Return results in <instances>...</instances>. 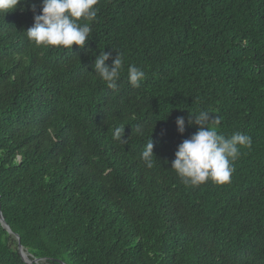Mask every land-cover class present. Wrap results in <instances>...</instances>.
Returning a JSON list of instances; mask_svg holds the SVG:
<instances>
[{
	"label": "trees",
	"instance_id": "trees-1",
	"mask_svg": "<svg viewBox=\"0 0 264 264\" xmlns=\"http://www.w3.org/2000/svg\"><path fill=\"white\" fill-rule=\"evenodd\" d=\"M32 4L0 13V210L42 260L0 223V264H264V0H98L72 50L30 43ZM103 51L121 54L114 89L94 72ZM200 111L250 137L226 184L171 169Z\"/></svg>",
	"mask_w": 264,
	"mask_h": 264
},
{
	"label": "clouds",
	"instance_id": "clouds-1",
	"mask_svg": "<svg viewBox=\"0 0 264 264\" xmlns=\"http://www.w3.org/2000/svg\"><path fill=\"white\" fill-rule=\"evenodd\" d=\"M22 0H0V13L13 12ZM98 0H41L39 12L32 4L31 11L34 23L26 31L30 43L37 48H63L72 50L73 45L84 48L91 34L89 23L97 16ZM84 20L86 23L81 24ZM95 55V53H94ZM111 58L110 52H100L96 55L93 65L94 72L109 88H116L123 64L121 54L107 63ZM128 82L134 88H139L145 79V72L136 65L127 69ZM211 116L207 111H200L196 115L190 113L188 125H197L199 129L190 138L183 140L175 152V159L171 161V169L185 185L197 187L206 182L223 185L230 181L234 172V162L240 156V148L250 146V137L239 132L225 137L210 127ZM178 131H186L185 118L176 119ZM218 126L220 121H215ZM142 133L141 128L135 129ZM113 139L126 143L123 127H116L112 132ZM154 143L150 139L141 153L143 164L151 169L154 166ZM157 158V157H156Z\"/></svg>",
	"mask_w": 264,
	"mask_h": 264
},
{
	"label": "water",
	"instance_id": "water-1",
	"mask_svg": "<svg viewBox=\"0 0 264 264\" xmlns=\"http://www.w3.org/2000/svg\"><path fill=\"white\" fill-rule=\"evenodd\" d=\"M0 223L1 225L7 230V232L13 237V239L17 242V245H18V250H19V253L20 255L22 256V259L27 262V263H39L42 259H34V260H30L29 257H26L25 254H24V247L22 246L21 244V240H20V237L18 234H15L12 232L11 228L9 227V225L5 222V219L3 217V213L2 211L0 210Z\"/></svg>",
	"mask_w": 264,
	"mask_h": 264
},
{
	"label": "bare ground",
	"instance_id": "bare-ground-1",
	"mask_svg": "<svg viewBox=\"0 0 264 264\" xmlns=\"http://www.w3.org/2000/svg\"><path fill=\"white\" fill-rule=\"evenodd\" d=\"M24 254H25L27 257H29V254H28V252L24 251Z\"/></svg>",
	"mask_w": 264,
	"mask_h": 264
}]
</instances>
